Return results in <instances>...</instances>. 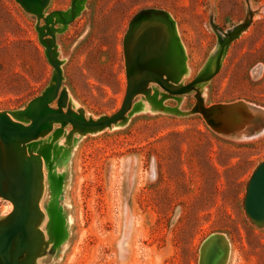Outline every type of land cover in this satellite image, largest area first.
I'll return each mask as SVG.
<instances>
[{"label":"rangeland","instance_id":"obj_1","mask_svg":"<svg viewBox=\"0 0 264 264\" xmlns=\"http://www.w3.org/2000/svg\"><path fill=\"white\" fill-rule=\"evenodd\" d=\"M71 4L49 0L38 20L18 1L0 0V111L24 108L51 84L54 67L37 26L53 11L68 13ZM75 8V18L55 31L54 46L61 89L75 113L98 119L120 109L127 89L124 38L148 8L174 20L171 73L183 69L182 84L197 76L224 32L256 11L219 71L198 86L205 106L255 105L242 116V136H227L199 112L187 113L196 90L177 97L151 83L164 108L138 94L121 125L73 132L68 140L72 125L55 123L26 147L8 150L4 163H16L25 151L38 165L33 263L264 264V222L252 220L244 206L250 178L264 162V0H75ZM12 212L13 202L0 196V222ZM212 247L219 254L209 259Z\"/></svg>","mask_w":264,"mask_h":264},{"label":"water","instance_id":"obj_2","mask_svg":"<svg viewBox=\"0 0 264 264\" xmlns=\"http://www.w3.org/2000/svg\"><path fill=\"white\" fill-rule=\"evenodd\" d=\"M16 1L27 11L35 14L39 20L49 0L38 1L36 7L28 0ZM77 12L75 0H72L68 13L66 10L53 11L43 17L45 24L43 27L37 26V30L40 41L46 48L48 61L54 67L52 82L41 95L33 98L24 108L0 111V196L13 202V212L5 221L0 222V264H31L37 254L31 241L37 233L36 221L39 219V216L35 215L37 209L33 197L37 192L34 187L39 183L36 156L28 155L24 153L25 151L20 152L16 163L9 165L3 162V154L8 155V150L19 151L22 146L26 147L32 140L48 133L55 123H60L61 127L67 124L72 125L68 140L73 132L84 134L121 125L126 121L132 101L138 94H143L144 100H150L154 108H164L162 100L156 98L157 88H154V93L151 95V83H156L163 90L177 97L196 90V105L187 113L199 112L213 130L227 136H242L240 128L243 124L242 116L245 117L248 108L252 109L255 105L244 100H236L205 106L198 86L203 82H209L219 71L229 44L249 26L256 11L249 10V15L243 22L232 30L224 32V39L220 40L219 47L209 56L197 76L188 84H182L179 82V76L183 69L179 76L171 73L172 47L177 41L173 27L174 20L170 17V12L164 9L148 8L135 15L131 21L130 30L124 38L127 89L120 109L110 116L98 119L86 118L82 110L76 111L79 114L75 113L72 106L67 103V91L61 89L62 62L58 59L54 46L55 31L64 28L75 18ZM150 16L158 19L151 20ZM167 22L172 24L171 28L166 26ZM55 23L63 26L56 29ZM170 32L171 39H166V34ZM45 35L50 37L44 38ZM163 45H168L167 51L162 50L163 52L157 54L158 49ZM212 64L213 70L210 69ZM162 68L172 75L174 79L172 82L163 77ZM55 99L57 100L56 108L51 106ZM173 112L181 111L176 109ZM244 206L252 220L264 222V162L255 169L250 178Z\"/></svg>","mask_w":264,"mask_h":264},{"label":"bare ground","instance_id":"obj_3","mask_svg":"<svg viewBox=\"0 0 264 264\" xmlns=\"http://www.w3.org/2000/svg\"><path fill=\"white\" fill-rule=\"evenodd\" d=\"M32 1V4L31 5H33L34 7H36V5L38 4V1H41V0H31ZM37 186V185H36ZM34 238H35V236H34ZM34 240V239H33ZM33 240H31L32 241V246H34V241ZM219 248H214V247H212V249L210 250V258L209 259H211V257L212 256H214V255H216V254H219V250H218ZM218 251V252H217ZM210 264H211V262H210Z\"/></svg>","mask_w":264,"mask_h":264}]
</instances>
